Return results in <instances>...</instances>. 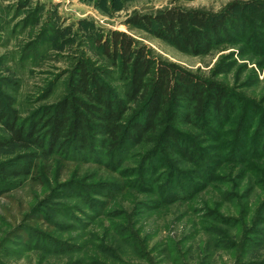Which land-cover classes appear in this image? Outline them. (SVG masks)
Instances as JSON below:
<instances>
[{
	"label": "rangeland",
	"instance_id": "1",
	"mask_svg": "<svg viewBox=\"0 0 264 264\" xmlns=\"http://www.w3.org/2000/svg\"><path fill=\"white\" fill-rule=\"evenodd\" d=\"M172 7L228 14L245 27L194 57L130 23ZM110 31L236 95L234 119L220 127L225 139L183 130L217 164L199 155L198 166L176 165L162 152L141 173L146 150L137 148L110 161L99 150L48 156L0 143V171L9 174L1 178L0 264H264V0H0V98L19 124L27 129L66 96L78 59L107 67L96 40ZM238 124L246 140L235 153L227 133ZM10 138L0 122V139ZM173 165L189 178L169 197ZM17 168L25 172L16 178Z\"/></svg>",
	"mask_w": 264,
	"mask_h": 264
},
{
	"label": "trees",
	"instance_id": "2",
	"mask_svg": "<svg viewBox=\"0 0 264 264\" xmlns=\"http://www.w3.org/2000/svg\"><path fill=\"white\" fill-rule=\"evenodd\" d=\"M130 23L194 57L210 55L227 39L240 35L245 27L244 23L233 22L228 14L212 15L181 7L134 17ZM96 47L105 57L107 67L97 68L86 58L78 59L66 96L43 108L27 129L18 123L12 104L6 106L0 98V122L11 134L9 140L0 139L1 144L18 143L28 150L37 147L48 156L66 154L69 149L85 155H95L99 150L96 154H103L110 161L137 148L146 150L140 156L141 173L147 170L150 158L158 159L162 152L174 157L176 165L198 166L199 155L207 164H217L192 134L183 130L201 129L205 135H214L216 141L225 139L220 127L234 119L238 102L235 94L217 81L153 56L147 46L125 32H108L96 40ZM115 76L119 86L104 78ZM247 120L249 117L239 122L249 125ZM212 121L219 125L218 129H212ZM240 124L227 133V139L234 138L231 150L235 153L240 144L245 146V135H237L236 131ZM24 172L20 168L12 170L16 178ZM187 173L175 165L169 168V197L178 194L176 182L181 186L189 178ZM207 173L212 178V169H207ZM8 176L7 170L0 171V194L4 186L1 178ZM193 178H197L195 174ZM196 186L193 184L191 189Z\"/></svg>",
	"mask_w": 264,
	"mask_h": 264
}]
</instances>
